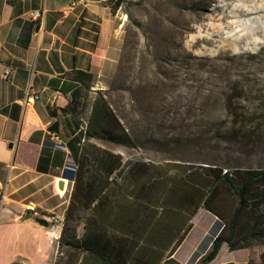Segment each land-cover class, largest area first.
<instances>
[{
    "label": "crops",
    "instance_id": "crops-1",
    "mask_svg": "<svg viewBox=\"0 0 264 264\" xmlns=\"http://www.w3.org/2000/svg\"><path fill=\"white\" fill-rule=\"evenodd\" d=\"M106 1L0 0V184L6 189L0 263L55 262L73 186L66 167L75 165L82 141V132L63 110L79 86L66 74L75 69L93 74L91 100L114 81L122 30L117 10L112 12ZM33 10L41 11L36 20L29 17ZM7 69L12 70L8 78L3 76ZM29 94L37 98L22 103ZM53 122L58 132L49 130ZM221 226L215 215L198 210L162 264L260 261L261 245L236 250L222 245L211 261L200 263Z\"/></svg>",
    "mask_w": 264,
    "mask_h": 264
},
{
    "label": "rangeland",
    "instance_id": "rangeland-1",
    "mask_svg": "<svg viewBox=\"0 0 264 264\" xmlns=\"http://www.w3.org/2000/svg\"><path fill=\"white\" fill-rule=\"evenodd\" d=\"M128 1L107 90L142 146L113 149L264 168V0Z\"/></svg>",
    "mask_w": 264,
    "mask_h": 264
},
{
    "label": "trees",
    "instance_id": "trees-1",
    "mask_svg": "<svg viewBox=\"0 0 264 264\" xmlns=\"http://www.w3.org/2000/svg\"><path fill=\"white\" fill-rule=\"evenodd\" d=\"M106 2L112 12L131 5ZM66 75L79 86L63 110L82 141L75 165L66 167L73 186L54 264H162L200 209L222 224L200 263L211 261L222 245L264 247V168L157 160L142 152L126 157L113 148L139 151L142 144L113 107L108 90L91 100L93 74L75 69ZM250 264H264V251Z\"/></svg>",
    "mask_w": 264,
    "mask_h": 264
},
{
    "label": "built area",
    "instance_id": "built-area-1",
    "mask_svg": "<svg viewBox=\"0 0 264 264\" xmlns=\"http://www.w3.org/2000/svg\"><path fill=\"white\" fill-rule=\"evenodd\" d=\"M122 8V4L118 7L117 11L121 10ZM41 15V11L39 10H33L29 13V17L30 19L32 20H36L39 16ZM12 73V70L11 69H7L3 76L8 78ZM35 98H37L36 95H27L26 99L22 101V103H26V102H32ZM58 145H60V141L57 142ZM5 196H6V189H5V186L3 184H0V209L2 208V205H3V202H4V199H5ZM31 211H34V207H30L29 208Z\"/></svg>",
    "mask_w": 264,
    "mask_h": 264
},
{
    "label": "water",
    "instance_id": "water-1",
    "mask_svg": "<svg viewBox=\"0 0 264 264\" xmlns=\"http://www.w3.org/2000/svg\"><path fill=\"white\" fill-rule=\"evenodd\" d=\"M49 130L52 132H58V122H53L50 126H49ZM62 181L59 182V188H62ZM29 215V213L27 214V216Z\"/></svg>",
    "mask_w": 264,
    "mask_h": 264
}]
</instances>
